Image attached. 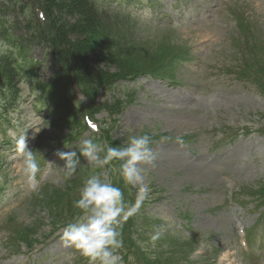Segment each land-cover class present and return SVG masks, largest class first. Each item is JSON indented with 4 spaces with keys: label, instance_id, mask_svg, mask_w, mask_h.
I'll use <instances>...</instances> for the list:
<instances>
[{
    "label": "rangeland",
    "instance_id": "rangeland-1",
    "mask_svg": "<svg viewBox=\"0 0 264 264\" xmlns=\"http://www.w3.org/2000/svg\"><path fill=\"white\" fill-rule=\"evenodd\" d=\"M40 1L52 27H63L70 42L82 43L74 27L82 16L72 1ZM96 5L99 11L92 8L95 19L91 35H85L95 57L113 47L129 54L120 55L116 65L99 62L90 69L103 70L107 77L157 68L158 73L178 81L175 85L146 77L118 83L103 96V100L124 104L112 136L126 146L131 136L149 134L157 154L154 165L142 166L152 192L145 207L137 212L139 216L134 214L127 220L128 232L135 237L143 225L151 228V235L163 229V234L174 236V254L171 258L170 253L165 255L169 264H187L178 263L174 259L178 257L191 264H264V214L255 226L261 209H253L250 202L243 203L242 208L226 205L230 193L248 194L264 182V138L252 133L261 127L264 132V52L259 47L264 37V0H98ZM20 7L14 0L4 3L5 15L17 20V34L21 36L28 30L24 28L25 8ZM237 14L245 16L249 28H236ZM18 42L21 45L26 39ZM4 45L0 39V55L10 54ZM11 51L19 59L24 56ZM43 54L34 48L29 56L39 60ZM47 65L37 73L42 82L51 76ZM36 80L26 78L14 89L2 92L4 101L12 103L10 108L3 106L0 115V264H67L66 258H73L76 252L64 245L58 233L76 220L75 213L81 215L68 201L79 198L90 176L99 175L108 181L111 177L107 165L79 155L84 140L103 143L83 130L77 142L52 151L41 146L38 154L44 161L37 176L39 184L36 189L29 186L19 137L25 135L27 148L32 150L39 137L47 145L57 135L74 132L61 131L60 125L53 123L55 116L44 111ZM78 95L76 99L81 101ZM69 113L76 112L72 108ZM55 114L59 121L65 115L61 109ZM96 118L107 115L100 113ZM214 144L219 146L214 148ZM70 151L77 152L80 163L68 178L59 153ZM84 170L88 172L86 178L82 176ZM135 188L138 190L139 185ZM51 198L65 200L66 207L53 210ZM131 218L137 219L134 225ZM237 221L247 228L257 227L247 255L240 251L235 235ZM28 228L33 231H26ZM191 232L199 236L198 243L189 242ZM18 233L25 242H39L37 254L27 255L33 248L23 241L18 243ZM145 247H155L150 238ZM120 254L129 264H137L131 253ZM76 256L71 264H88L86 259L76 261Z\"/></svg>",
    "mask_w": 264,
    "mask_h": 264
},
{
    "label": "clouds",
    "instance_id": "clouds-1",
    "mask_svg": "<svg viewBox=\"0 0 264 264\" xmlns=\"http://www.w3.org/2000/svg\"><path fill=\"white\" fill-rule=\"evenodd\" d=\"M92 127L95 129L98 126ZM153 143L149 134L133 135L123 147H114L106 142L98 143L92 139L83 141L80 156L87 158L89 162L102 165H108L114 160L119 161L118 172L125 185H139L135 203L129 204L125 201L120 187L99 175H92L84 182L79 198L73 202V207L78 209L81 215L75 222L64 225L58 235L66 247H73L80 256L88 260V264H124L120 254L123 248L120 229L123 222L137 213L144 202L150 199L152 189L145 183L142 166L154 165L157 159V154L152 148ZM18 145L23 173L29 186L36 189L39 184L37 175L41 172L36 155L27 148L25 135L19 137ZM100 153H104L102 159ZM59 156L65 161L66 177L71 178L80 163L77 152H61ZM162 235L163 229L151 235L153 247ZM73 258H66L67 264H71Z\"/></svg>",
    "mask_w": 264,
    "mask_h": 264
},
{
    "label": "trees",
    "instance_id": "trees-1",
    "mask_svg": "<svg viewBox=\"0 0 264 264\" xmlns=\"http://www.w3.org/2000/svg\"><path fill=\"white\" fill-rule=\"evenodd\" d=\"M24 5L30 6L35 0H21ZM41 2L40 0H37ZM74 10L81 13L82 20H79L76 32L82 37V43L70 42L67 38V32L63 27L54 29L51 25V20L48 21V28H42L36 21L29 22V27L32 29V34L30 35V45H37L44 47L47 46L50 50V55L53 62L57 60L62 66L67 68L71 72L75 79L83 85V95L89 102V107L94 111L99 112L106 110L110 116H115L121 114L123 111L122 104L113 101H102V93L107 90L116 79H128L130 77H136L141 74H145L148 70L126 73L122 75H115L107 77L103 74V70L90 69L93 63L98 64L99 62H104L103 64H117V59L121 58L120 55L128 53L127 51L121 52L120 49L111 48L107 50L106 53H98L95 57L92 49V44L85 41L86 34H90L92 31L91 25L94 22V13L92 8H94L88 0H71ZM26 2L27 4H25ZM90 7H89V6ZM18 7V6H17ZM4 11L3 7L0 5V12ZM46 14L47 10L45 9ZM48 18V15H47ZM28 25V23H27ZM0 26L7 29V25L0 22ZM5 28V29H4ZM47 30L45 33L44 31ZM94 31V30H93ZM58 38H56V33ZM47 33L49 35L47 36ZM91 35V34H90ZM33 39L34 41H31ZM56 39V42L54 41ZM84 41V42H83ZM129 54V53H128ZM98 60V62H96ZM105 70V69H104ZM107 73V72H106ZM153 73V72H152ZM66 74V73H65ZM0 77H4L7 80H12L11 72L6 64L0 62ZM65 79V77H64ZM264 92V91H263Z\"/></svg>",
    "mask_w": 264,
    "mask_h": 264
},
{
    "label": "bare ground",
    "instance_id": "bare-ground-1",
    "mask_svg": "<svg viewBox=\"0 0 264 264\" xmlns=\"http://www.w3.org/2000/svg\"><path fill=\"white\" fill-rule=\"evenodd\" d=\"M226 256V255H225Z\"/></svg>",
    "mask_w": 264,
    "mask_h": 264
}]
</instances>
